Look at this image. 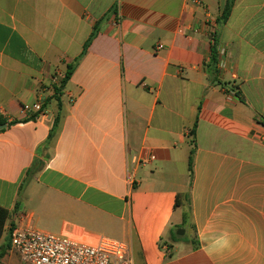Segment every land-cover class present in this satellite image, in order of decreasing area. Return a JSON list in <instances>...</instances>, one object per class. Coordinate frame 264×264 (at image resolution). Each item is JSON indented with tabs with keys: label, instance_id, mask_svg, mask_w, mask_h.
I'll use <instances>...</instances> for the list:
<instances>
[{
	"label": "crops",
	"instance_id": "0c3cea01",
	"mask_svg": "<svg viewBox=\"0 0 264 264\" xmlns=\"http://www.w3.org/2000/svg\"><path fill=\"white\" fill-rule=\"evenodd\" d=\"M197 1L0 0V264H24L11 225L124 241L133 264H264V0L220 26L226 0Z\"/></svg>",
	"mask_w": 264,
	"mask_h": 264
},
{
	"label": "built area",
	"instance_id": "2783aa9c",
	"mask_svg": "<svg viewBox=\"0 0 264 264\" xmlns=\"http://www.w3.org/2000/svg\"><path fill=\"white\" fill-rule=\"evenodd\" d=\"M193 3L199 4L197 0ZM62 76L54 75L53 84L57 85ZM18 115L23 119L43 115L42 101L23 104ZM130 161L133 165H142L148 159L132 156ZM9 249L24 264H133L128 243L103 236L80 241L65 235L14 227L10 232Z\"/></svg>",
	"mask_w": 264,
	"mask_h": 264
},
{
	"label": "trees",
	"instance_id": "16d2710c",
	"mask_svg": "<svg viewBox=\"0 0 264 264\" xmlns=\"http://www.w3.org/2000/svg\"><path fill=\"white\" fill-rule=\"evenodd\" d=\"M234 0H226L225 5L223 7V10L220 14V17H218L217 19V25L220 26L221 24L225 23L229 14H230V10L231 7L233 5ZM97 26H94L92 33L90 34L88 40L85 42L82 52L80 53V55L78 57H76L72 63L68 64L66 67V70L62 76L61 81L57 84V85H53V91H54V95H59L61 93V91L63 90L66 82L68 81V79L70 78L75 66L77 65V63L79 62V60L82 58V56L84 55L88 45L90 44V42L92 41V39L95 37L96 33H97ZM218 63V56H217V43H216V34L214 33L212 35V45L210 46V59L208 62V68L210 69H215ZM43 108V107H42ZM34 119V118H32ZM31 119V120H32ZM30 120V119H28ZM58 121V116H56L55 120H54V125L53 128L51 129L47 139H46V144L49 142V140L52 138L53 135V131L55 128V125ZM260 122L262 124H264V120H260ZM1 124V123H0ZM194 133H195V124L193 125L192 129L190 130V137L193 139L194 137ZM191 144L193 143V140H191L190 142ZM191 155H192V150H190V154H189V159H188V170L191 173ZM37 163L34 162V165H32V167L30 168V170L27 171L26 174V180L27 178H29V176H31V174L33 173V171L36 169L35 165ZM9 218V212L0 207V238L4 232V225L6 223V221ZM14 228L13 225L10 226L9 230L7 231V235L5 237V247L9 248V243H10V232L11 229Z\"/></svg>",
	"mask_w": 264,
	"mask_h": 264
},
{
	"label": "rangeland",
	"instance_id": "374dc122",
	"mask_svg": "<svg viewBox=\"0 0 264 264\" xmlns=\"http://www.w3.org/2000/svg\"><path fill=\"white\" fill-rule=\"evenodd\" d=\"M28 211H27V213H28ZM32 211H36V210L34 209ZM45 222L46 221H45V218H44L42 221H39V224H37V227H40L41 229H44V230H46L48 232H51V233H57L58 232L57 229H56L57 228V223L54 222L52 224L47 225Z\"/></svg>",
	"mask_w": 264,
	"mask_h": 264
},
{
	"label": "clouds",
	"instance_id": "9594fccd",
	"mask_svg": "<svg viewBox=\"0 0 264 264\" xmlns=\"http://www.w3.org/2000/svg\"><path fill=\"white\" fill-rule=\"evenodd\" d=\"M215 244L219 247H227L229 245V236L227 233L217 238Z\"/></svg>",
	"mask_w": 264,
	"mask_h": 264
},
{
	"label": "water",
	"instance_id": "95a60500",
	"mask_svg": "<svg viewBox=\"0 0 264 264\" xmlns=\"http://www.w3.org/2000/svg\"><path fill=\"white\" fill-rule=\"evenodd\" d=\"M5 126L4 125H2V126H0V129H2V128H4Z\"/></svg>",
	"mask_w": 264,
	"mask_h": 264
}]
</instances>
